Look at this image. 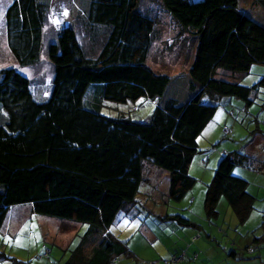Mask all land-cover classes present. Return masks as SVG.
<instances>
[{
	"label": "trees",
	"instance_id": "trees-1",
	"mask_svg": "<svg viewBox=\"0 0 264 264\" xmlns=\"http://www.w3.org/2000/svg\"><path fill=\"white\" fill-rule=\"evenodd\" d=\"M82 1H87L84 13ZM51 2L12 0L5 11L6 42L13 60L31 67L45 51L53 77L47 98L38 100L26 75L13 67L0 70V248L8 210L27 204L35 216L87 225L61 264H114L121 255H133L127 241L112 236L109 228L118 212L135 201L143 161L169 172L168 199L181 202L196 183L188 170L199 152L197 138L216 113L212 101L235 98L242 103L244 116L257 119L248 109L264 92V77L246 86L215 74L229 70L242 75L253 64L264 65V26L238 9L239 0H159L198 38L188 74L201 89L183 103L168 99L147 120L137 121L87 109L83 99L92 84L91 94L116 103L155 100L164 94L170 77L147 64L155 19L141 12L140 0H71L74 19L87 26L89 49L71 25L47 44ZM256 4L264 10V0ZM256 123L254 134L264 140ZM222 127L229 128L228 132L223 128L225 136L232 134L227 124ZM251 160L236 151L221 154L206 185L207 219L219 215L217 205L223 199L239 223L257 224L255 214L261 210L256 198L248 192V182L232 174L236 164L252 168ZM256 170L264 173V161ZM168 216L182 226L193 224L179 212L164 217ZM262 225L264 220L257 226ZM253 242L264 243V238ZM45 249L36 256L40 263L53 254L51 247ZM185 256L165 263L182 264ZM16 257L14 264L19 262ZM174 257L179 261H172ZM0 259L13 261L9 253L0 252Z\"/></svg>",
	"mask_w": 264,
	"mask_h": 264
},
{
	"label": "rangeland",
	"instance_id": "rangeland-1",
	"mask_svg": "<svg viewBox=\"0 0 264 264\" xmlns=\"http://www.w3.org/2000/svg\"><path fill=\"white\" fill-rule=\"evenodd\" d=\"M44 1L49 3L51 0ZM70 1L52 0L49 9L50 18L45 25L46 32L50 34L47 44L55 39L57 31L71 25L85 49H89V37L84 29L87 26L82 21L74 19L76 14L75 12L72 14V9L70 10L69 6H72ZM7 2L8 0H0V70L10 67L17 69L30 78L31 89L36 99L47 98L51 89L53 71L45 51L41 54L37 65L20 67L7 49L5 38L2 37ZM85 4L87 1H82L80 5L83 13ZM238 9L264 26V10L256 6L254 0H239ZM140 10L157 22L155 46L151 47L147 64L170 77L164 94L155 100L142 97L136 101L116 103L100 97L96 92L91 94L92 88L95 87L92 84L83 99L87 109L111 117L145 121L156 106L162 105L168 99L183 103L200 91V84L193 81L188 74L198 44V38L193 34L194 30H187L181 26L165 10L159 0H140ZM215 76L246 86L252 85L264 77V65L253 64L250 70L242 75L229 70H217ZM255 100V104L250 106L249 113L259 114L258 119L261 118L264 121V92L262 91ZM212 102L217 105L216 113L197 138L199 152L191 159L188 170V173L196 179L194 187L181 202H172L168 199L169 172L144 160L141 183L154 186L157 189V195L155 198H147L145 193L138 192L135 201L118 212L109 232L119 240H126L133 255L130 257L121 255L114 264H166L165 259L168 260L177 255H186L183 264H264V243L257 245L252 243L254 238H264V225L257 226L264 220V210H258L259 212L255 214L256 225L252 220L244 224L239 223L223 199L217 205L219 215L216 218L209 220L204 213L206 185L212 180L220 159L219 154L221 156L224 151H236L253 158L250 163L252 168L236 164L232 174L248 182L247 190L255 198L259 189L255 182L261 174L256 168H260L264 161V140L261 141L262 137L259 133L254 134L257 124L255 117L247 114L244 116L242 107L235 101L228 103L218 97ZM231 109L234 110L233 115H229ZM223 124H227L233 130L231 135L225 136ZM225 128L228 132L229 128ZM260 129L264 135V124ZM237 133L240 135L237 136ZM212 154L215 156L216 164L210 166L207 165L209 160L205 162V159ZM144 201H146L145 205H143ZM165 201H168V215L179 212L193 224L182 226L177 221L170 220L169 216L165 218L162 212L165 209ZM29 208L27 204L10 207L12 214L5 220L4 229H8L4 231V241H2L3 246L0 252L8 255L11 251L9 256H12L13 261L6 260L10 264H14L16 256L19 259L16 264H24L23 262L41 264L36 260V256L46 250V247H51L53 254L50 259L44 261L51 264L53 260H56L58 264H61L66 255H69L70 249L77 245L87 225L72 221L59 222L58 217L38 215L40 219L48 218L42 224L45 239L40 237L36 240L31 231L28 235L17 234L18 232L13 234L11 231L15 230L16 222L25 218L24 209ZM251 244L254 250H250ZM230 251L236 254L231 255ZM4 263L0 259V264ZM177 264L181 263L177 262Z\"/></svg>",
	"mask_w": 264,
	"mask_h": 264
},
{
	"label": "crops",
	"instance_id": "crops-1",
	"mask_svg": "<svg viewBox=\"0 0 264 264\" xmlns=\"http://www.w3.org/2000/svg\"><path fill=\"white\" fill-rule=\"evenodd\" d=\"M256 1L257 2H259L260 0H254V4L256 5V6H259L258 4H256ZM12 2V0H8V5L10 4ZM8 5H6V7H5V10H4V21H5V11H6V9H7V7H8ZM5 23V22H4ZM47 28V27H46ZM2 37H4L5 38V43H6V46H7V42H6V26H5V24H4V30H3V33H2ZM155 39H154V41H153V43H152V46H155ZM164 44V43H163ZM162 45V44H161ZM7 49H8V47H7ZM9 51V50H8ZM15 61V60H14ZM16 62V61H15ZM28 77V76H27ZM29 78V77H28ZM30 79V78H29ZM222 98V100H224L225 102H228V103H232L233 101H235L237 104H239L241 107H242V103H239L237 100H234L233 98H225V97H221ZM248 111L250 112L251 111V109H250V107H249V109H248ZM234 114V110L233 109H231L230 111H229V115H233ZM256 116H257V122L259 123V127H261L263 124H264V121L261 119V118H259L258 119V115L259 114H255ZM262 140V139H261ZM219 157H220V154H219ZM213 158H214V161H213ZM207 159L209 160L208 161V163H207V165H210V166H213V164L215 165L216 164V159H215V156L212 154V155H210L208 158H206L205 159V162L207 161ZM261 174H259L258 175V180H257V182H255L256 184H257V187L259 188V189H262V190H257V192H256V201H255V205L260 209V210H264V173L263 172H261V171H259ZM139 192H143V193H145L147 196V198L148 197H153V198H155L156 197V195H157V189L154 187V186H150L149 184H147V183H141V185H140V189H139ZM140 200V199H139ZM147 200V199H146ZM193 201V198L191 199V202ZM146 204V201H144L143 202V205H145ZM164 204H165V209L164 210H162V212L164 213V216L167 214V212L169 211V209L167 208V204H168V201H165L164 202ZM25 210V214H24V219H22V220H18L17 222H16V225H15V227H14V229L15 230H12L11 232L13 233V234H15V233H17V234H21V235H28V234H30V231H31V234L33 233L34 235H35V239L36 240H38V239H40V237H42L43 239H45V237H44V235H43V233H42V231H43V227H42V224H43V221L44 220H46V219H48V218H46V217H43V218H39L38 216H35L32 212H31V210H30V208L29 209H24ZM11 214H12V212L10 211V209L8 210V213H7V215H6V217H5V220L7 219V217L10 215L11 216ZM4 220V224H5V221ZM64 221H67V220H59V222H64ZM4 224H3V226H2V229H1V233H2V238H4V235H5V233H4V231L6 230V229H8V228H6V229H4ZM24 228H26V229H24ZM44 232V231H43ZM16 234V235H17ZM45 234V233H44ZM198 240V239H197ZM196 240V241H197ZM9 254H10V252H9ZM51 256V255H50ZM50 256H49V258H50ZM1 260H3L5 263L4 264H10V263H7L6 262V260H4V259H1ZM28 264H30V263H28ZM41 264H48V262H45V263H41ZM183 264V263H182Z\"/></svg>",
	"mask_w": 264,
	"mask_h": 264
},
{
	"label": "built area",
	"instance_id": "built-area-1",
	"mask_svg": "<svg viewBox=\"0 0 264 264\" xmlns=\"http://www.w3.org/2000/svg\"><path fill=\"white\" fill-rule=\"evenodd\" d=\"M224 131L227 132V129L224 128ZM172 261H174V262L179 261V257H174V258L172 259Z\"/></svg>",
	"mask_w": 264,
	"mask_h": 264
}]
</instances>
